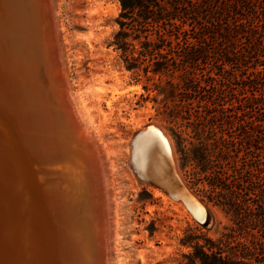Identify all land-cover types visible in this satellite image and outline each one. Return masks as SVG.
Wrapping results in <instances>:
<instances>
[{
    "label": "rangeland",
    "instance_id": "374dc122",
    "mask_svg": "<svg viewBox=\"0 0 264 264\" xmlns=\"http://www.w3.org/2000/svg\"><path fill=\"white\" fill-rule=\"evenodd\" d=\"M52 4L61 31L56 33L63 51L60 55L70 80L85 93L95 125L104 122L102 144L104 149L109 147V153L104 150L103 159L113 163H108L113 167L106 172L109 176L112 170L109 177L116 191L110 184L109 191L116 192L111 198L117 199L111 203L117 207L113 211L117 242L113 244L116 248L118 244V263L200 264V246L211 253L214 243L226 256L253 237L264 243V227L254 224L239 230L244 220L256 221L264 209V200L260 202L263 107L253 101L260 98V92L254 95L253 89L242 87L245 77L229 63L213 61L197 69L193 78L183 76L176 48L145 45L146 40H158L156 31L121 25L129 22L121 16L122 0H53ZM232 72L237 75L230 76ZM100 104L109 116L106 123ZM140 115L159 122L170 133L181 175L210 209V225L190 219L185 211L132 180L127 145L136 132L132 118Z\"/></svg>",
    "mask_w": 264,
    "mask_h": 264
},
{
    "label": "bare ground",
    "instance_id": "6f19581e",
    "mask_svg": "<svg viewBox=\"0 0 264 264\" xmlns=\"http://www.w3.org/2000/svg\"><path fill=\"white\" fill-rule=\"evenodd\" d=\"M52 1L47 9L56 34ZM40 11L38 0H0V264H119L113 244L117 207L111 203L116 190L112 170L106 172L110 161L103 159L109 153L102 144L104 122L95 125L85 93L71 82L58 35L59 66L48 59L47 40L38 37ZM131 123L136 129L127 145L132 180L204 223L207 213L180 187L167 145L146 127L162 130L178 174L194 193L181 175L170 133L141 115Z\"/></svg>",
    "mask_w": 264,
    "mask_h": 264
},
{
    "label": "trees",
    "instance_id": "16d2710c",
    "mask_svg": "<svg viewBox=\"0 0 264 264\" xmlns=\"http://www.w3.org/2000/svg\"><path fill=\"white\" fill-rule=\"evenodd\" d=\"M122 6L121 16L129 22L121 25L156 31L158 40H146L145 45L176 48L183 76L193 78L197 69L213 61L236 66L245 77L242 87L253 89L254 95L260 92V98L253 101L263 107L264 125V0H122ZM234 73L230 76L237 75ZM261 196L260 202L264 200V188ZM252 214L248 212L249 217ZM256 218L254 222L244 220L239 230L254 224L264 227V209ZM204 247L198 248L200 264H264V243L255 237L241 242L226 256L214 243L211 253Z\"/></svg>",
    "mask_w": 264,
    "mask_h": 264
},
{
    "label": "water",
    "instance_id": "95a60500",
    "mask_svg": "<svg viewBox=\"0 0 264 264\" xmlns=\"http://www.w3.org/2000/svg\"><path fill=\"white\" fill-rule=\"evenodd\" d=\"M39 1V5L41 7V11L39 16H41L42 20L40 21V32L38 37H40L41 39H45L47 40V42L43 41L46 46L47 49L46 50V54L48 55V59L52 62V60H54V62L56 64H58L59 66V56H58V47H57V41H56V34H55V29H54V25L51 19V15L48 12L47 6H48V0H38ZM43 8V9H42ZM50 56V57H49ZM57 66V67H58ZM60 83L65 85V82L62 80L61 75L59 77ZM146 129H154L157 132H159L160 137H162V140L164 141V144L167 145L169 153H170V160L172 162V167L174 168V173L176 174V178L178 180V183L180 184V187L182 189H185L187 191V193L189 194L190 198L192 199V201L199 206L201 209H203L206 213H207V220L203 223V222H199L200 224L204 225V226H208L212 223V218L210 216V214L207 211V206L203 203V201H201L198 197L195 196L194 193L190 192L188 190V188L185 186V184L183 183L180 175L177 172L176 169V165L175 162L173 160V156L171 155V150L170 147L168 146V141L166 139V136L164 135V133L162 132L161 129H159V127L157 125H148L146 127Z\"/></svg>",
    "mask_w": 264,
    "mask_h": 264
}]
</instances>
